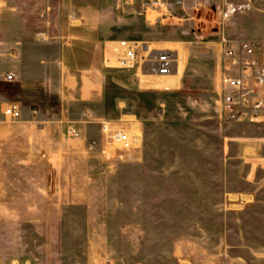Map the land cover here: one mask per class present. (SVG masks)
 <instances>
[{
    "label": "rangeland",
    "instance_id": "1",
    "mask_svg": "<svg viewBox=\"0 0 264 264\" xmlns=\"http://www.w3.org/2000/svg\"><path fill=\"white\" fill-rule=\"evenodd\" d=\"M164 4L168 9L161 11L149 0H121L122 21L114 29L121 32L118 40L177 49L181 74L169 81L170 90H153L140 86L135 71L108 69L107 102L95 109L100 119L90 114L88 119L97 126L93 134L100 155L51 159L29 156L26 144L4 140L0 145V167H63L65 175L64 184L53 188V202L62 200L52 205L58 218L0 224L4 253L34 264H103L107 259L116 264H264V251L256 250L264 246V211L236 202V194L264 187V124L219 118L212 42L220 27L212 22L220 21L222 12L190 10L188 4L179 9L173 0ZM30 14L26 31L44 33L37 22L41 13ZM257 15L264 18V0H246L227 13L225 29L235 16ZM5 46L12 51L11 44ZM108 56L119 57L113 48ZM102 120L141 141L130 152L113 147L115 156L106 159Z\"/></svg>",
    "mask_w": 264,
    "mask_h": 264
},
{
    "label": "crops",
    "instance_id": "2",
    "mask_svg": "<svg viewBox=\"0 0 264 264\" xmlns=\"http://www.w3.org/2000/svg\"><path fill=\"white\" fill-rule=\"evenodd\" d=\"M120 4L121 0H0V145L4 140L26 144L29 156L51 159L70 154L100 155L99 141L93 134L97 126L89 123L86 115L97 118L95 109L107 102L109 72L104 60L111 44L123 40L117 39L121 32L114 29L122 21L117 14ZM187 4L190 10L221 11V20L212 22L219 25L220 35L250 40L264 37L262 15L243 20L235 16L230 30L225 29V16L230 19L227 13L245 6L246 0H190ZM33 12L41 13L37 22L45 26L44 33L26 31ZM49 13L58 14L53 17ZM53 28L59 30L51 35ZM5 44H11L12 51ZM182 63L180 55L175 79L181 74ZM7 75L14 79L6 80ZM9 105L21 109L20 119L5 117L3 110ZM70 127L79 131V139L69 136ZM9 130L10 136L5 137ZM77 147V151H70ZM64 177L63 167H0V224L58 218L52 205H60L62 200L53 202V188L61 187ZM236 195L239 200L251 197L246 202L248 210L263 213L264 187ZM260 218L263 221L264 215ZM256 250L264 251V246ZM0 264L34 263L0 250Z\"/></svg>",
    "mask_w": 264,
    "mask_h": 264
},
{
    "label": "built area",
    "instance_id": "3",
    "mask_svg": "<svg viewBox=\"0 0 264 264\" xmlns=\"http://www.w3.org/2000/svg\"><path fill=\"white\" fill-rule=\"evenodd\" d=\"M190 0H176V8L185 9ZM150 5L161 11L168 9L163 0H150ZM198 5L197 8H199ZM1 9V8H0ZM119 57L116 66L111 67V57L106 56L104 66L107 69L132 70L136 72L141 85L153 90H170L169 81L176 77L179 53L173 50L151 49L148 44L136 39H123L111 44ZM217 56V97L216 108L219 118L225 123L264 124V37L259 40L236 39L220 35L213 45ZM13 75L6 80L12 81ZM5 117L17 120L21 118V109L9 105L4 110ZM88 119L91 116L87 115ZM105 145L101 154L112 159L113 147L130 152L141 141L140 136H130L128 131L113 129L105 121L99 122ZM68 133L78 137L76 129L70 127ZM123 159L124 155L118 156ZM242 205L245 200L237 201ZM103 264H116L107 259Z\"/></svg>",
    "mask_w": 264,
    "mask_h": 264
},
{
    "label": "bare ground",
    "instance_id": "4",
    "mask_svg": "<svg viewBox=\"0 0 264 264\" xmlns=\"http://www.w3.org/2000/svg\"><path fill=\"white\" fill-rule=\"evenodd\" d=\"M149 46H150V48L151 49H159V48H154V47H151V45L149 44ZM163 50H173V51H178V50H175V49H166V48H162ZM178 53H179V59H180V52L178 51ZM114 58H111V63H110V66L111 67H115L116 66V61L115 60H113ZM178 66H179V64H178ZM178 72V70L176 71V73ZM237 200V199H236ZM245 200V199H244Z\"/></svg>",
    "mask_w": 264,
    "mask_h": 264
}]
</instances>
